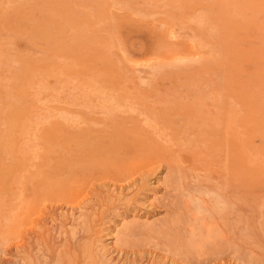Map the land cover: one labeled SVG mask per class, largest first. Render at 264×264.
Listing matches in <instances>:
<instances>
[{"label":"rangeland","instance_id":"rangeland-1","mask_svg":"<svg viewBox=\"0 0 264 264\" xmlns=\"http://www.w3.org/2000/svg\"><path fill=\"white\" fill-rule=\"evenodd\" d=\"M44 229L264 264V0H0V264Z\"/></svg>","mask_w":264,"mask_h":264},{"label":"bare ground","instance_id":"bare-ground-1","mask_svg":"<svg viewBox=\"0 0 264 264\" xmlns=\"http://www.w3.org/2000/svg\"><path fill=\"white\" fill-rule=\"evenodd\" d=\"M143 14V13H142ZM199 19V18H198ZM201 23V22H200ZM182 24V23H181ZM212 31V30H211ZM211 33V32H210ZM206 51V50H205ZM207 52V51H206ZM210 53V52H209ZM212 53V52H211ZM193 60V59H192ZM160 68V67H159ZM155 69V68H154ZM156 70V69H155ZM140 71H142V70H140ZM139 71V72H140ZM141 73V72H140ZM141 75H142V73H141ZM142 78H143V76H142ZM144 79V78H143ZM145 82V81H144ZM141 83H142V81H141ZM147 83V82H146ZM143 85H144V83H143ZM149 86V85H148ZM60 115V114H59ZM180 118V117H179ZM35 140V139H34ZM172 177H174L173 175H172ZM174 181V180H173ZM180 181V180H179ZM181 183V182H180ZM186 184V183H185ZM120 187V186H119ZM202 187V186H201ZM189 188V187H188ZM195 189V188H194ZM188 191V190H187ZM225 191V190H224ZM211 193V192H210ZM209 193V194H210ZM197 194H198V192H197ZM178 195H181V193H179ZM187 195V194H186ZM154 196V195H153ZM206 196V195H205ZM213 196V195H212ZM179 197V196H178ZM199 198V197H198ZM217 198H220L221 199V197L219 196V197H217ZM223 198H225V197H223ZM196 199V198H195ZM178 200V199H177ZM217 200V199H216ZM223 200V199H222ZM226 200V199H225ZM224 200V201H225ZM228 200V199H227ZM175 201V200H174ZM180 201V200H179ZM194 201V200H193ZM201 201H202V199H201ZM220 201V200H219ZM200 202V201H199ZM216 202V201H215ZM214 202V203H215ZM173 203V202H172ZM203 203V202H202ZM220 204H222V202H219ZM225 202H223V204H224ZM228 203V202H227ZM182 204H183V202H182ZM192 204V203H191ZM195 205H196V203H194ZM193 204V205H194ZM226 204V203H225ZM231 204V203H230ZM30 206L28 207V209L30 210V214L29 215H32V214H36V212L38 213V209L40 210V208H36V207H34V205H32V203H30L29 204ZM200 205V204H199ZM203 205V204H202ZM202 205H201V207H202ZM204 205H206V204H204ZM177 206V205H176ZM223 207L225 206V205H222ZM55 207V206H54ZM199 207V206H198ZM217 207H219L218 205H217ZM195 208V207H194ZM205 208V207H204ZM203 208V209H204ZM225 208V207H224ZM223 208V209H224ZM227 208V207H226ZM200 209L201 208H199V211H200ZM207 208H205V210H206ZM222 209V210H223ZM225 210V209H224ZM235 211V210H234ZM40 212V211H39ZM201 213V212H200ZM205 213V212H204ZM209 213H211L210 211H209ZM174 215V214H173ZM181 215V214H180ZM223 215V214H222ZM230 215V214H229ZM30 218H32V216H30ZM136 219V218H135ZM185 219V218H184ZM138 220V219H137ZM169 220V219H168ZM133 221H134V219H133ZM192 221V220H191ZM125 222V221H124ZM166 222V221H165ZM168 222V221H167ZM170 223V222H169ZM188 223V222H187ZM131 224H132V222H131ZM134 224V223H133ZM175 224V223H174ZM54 225H55V223H54ZM53 225V226H54ZM124 225V224H123ZM126 225H128V223H126ZM126 225H124V226H126ZM129 225H130V223H129ZM135 225L137 226V223H135ZM135 225H133V226H135ZM143 225V224H142ZM170 225V224H169ZM172 225V224H171ZM178 225V224H177ZM201 225V224H200ZM199 225V226H200ZM139 226V225H138ZM162 226V225H161ZM166 226V225H165ZM168 226V225H167ZM176 226V225H175ZM194 226H195V224H194ZM199 226H197L196 228H194L193 229V234H194V231H196V229H198V227ZM54 227H56V226H54ZM140 227V226H139ZM169 227V226H168ZM167 227V228H168ZM171 227V226H170ZM169 227V228H170ZM215 227H217V225L215 226ZM53 228V227H52ZM51 228V229H52ZM126 228H129V227H127L126 226ZM132 228V227H131ZM162 228V227H161ZM164 228H166V227H164ZM184 228V227H183ZM219 228V227H218ZM53 229H55V228H53ZM118 229V228H117ZM200 229V228H199ZM19 230H20V228H19ZM128 230V229H127ZM133 230V229H132ZM158 230V229H157ZM161 230V232L163 231L162 229H160ZM173 230V229H172ZM186 230V229H185ZM214 230H216L217 231V229H213L212 230V232H210L209 234H212V235H214L215 236V233H213L214 232ZM117 231H119V230H117ZM135 231V230H134ZM174 231V230H173ZM179 231V230H178ZM215 231V232H216ZM120 232V231H119ZM160 232V233H161ZM166 232V231H165ZM185 231H183V233H184ZM201 232V231H200ZM218 232H219V229H218ZM220 232H221V229H220ZM80 233V232H79ZM163 233V232H162ZM222 234H223V232H221ZM159 234V233H158ZM169 234V233H168ZM173 234V233H172ZM171 234V235H172ZM180 234V233H179ZM179 234H177V237L179 238L180 236H179ZM193 234H190L189 233V235L190 236H192ZM208 234V233H207ZM220 234V233H219ZM218 234V237H220V235ZM222 234H221V237H222ZM180 235H182V237H183V234H180ZM202 235V234H201ZM212 235H210V236H212ZM56 236V235H55ZM51 232H50V230L49 229H44V230H41V231H38V232H34L33 233V236L31 237V239H30V241L27 243H25V242H22L19 246L21 247V249H23V250H21V255L19 256L20 257V259L18 260V264H79L80 262H81V259L82 258H84V260L85 261H87L89 264H99V263H96L95 262V256H97V254H99L97 251H95V248H94V246H93V244H89V243H84V244H80V240L82 239V237L81 238H75L76 239V242L75 241H72V240H70V239H63V238H60V237H58V238H56ZM190 236H188V241H189V238H193L194 239V235L192 236V237H190ZM203 237H204V235H202ZM209 236V235H208ZM207 236V237H208ZM213 236V237H214ZM110 237V236H109ZM176 237V236H175ZM186 237V236H185ZM177 238V239H178ZM206 238V237H205ZM210 238V237H209ZM217 238V237H216ZM184 239H186V238H184ZM183 238H182V241H185L186 243V245L185 246H187V243H188V241H186V240H184ZM213 239V238H212ZM87 240V239H86ZM170 240H172V239H170ZM203 242H204V244L206 243V240H204V239H201ZM200 240V241H201ZM210 240V239H209ZM214 240V239H213ZM90 241V240H89ZM208 241V240H207ZM211 241V240H210ZM194 242H195V240H194ZM194 242H193V244H194ZM203 242H200L201 244H203ZM177 243H178V240H177ZM200 243H199V245H198V243H197V245L198 246H200ZM170 244H171V242H170ZM173 244V243H172ZM183 245H184V243H182ZM191 244V243H190ZM190 244H188V245H190ZM176 245H178V244H176ZM179 246H181V244H180V242H179ZM205 246V245H204ZM182 247V246H181ZM191 248H193L194 247V245H193V247H192V245L190 246ZM197 247V246H196ZM106 248V247H105ZM179 248V247H178ZM182 249V248H181ZM188 247H187V252H188ZM201 249V248H200ZM177 250V249H176ZM190 250V249H189ZM193 250V249H192ZM191 250V251H192ZM198 250V249H197ZM182 252H183V250H181ZM199 252V251H198ZM197 252V253H198ZM109 254V253H108ZM131 264V263H130Z\"/></svg>","mask_w":264,"mask_h":264}]
</instances>
